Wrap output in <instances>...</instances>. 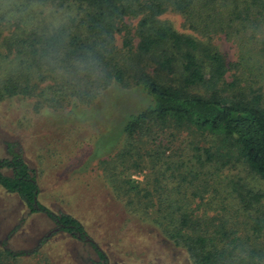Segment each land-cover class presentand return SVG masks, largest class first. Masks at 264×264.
Masks as SVG:
<instances>
[{"label":"trees","instance_id":"16d2710c","mask_svg":"<svg viewBox=\"0 0 264 264\" xmlns=\"http://www.w3.org/2000/svg\"><path fill=\"white\" fill-rule=\"evenodd\" d=\"M10 1L29 6L28 13L74 6L76 15L53 30L29 31L37 24L27 19L25 30L17 26L10 42L16 60L6 72L0 63V100L30 97V86L61 70L86 105L110 87L145 94L146 109L122 118L118 138L134 140L135 149L144 140L146 158L155 168L162 163L160 190L144 196L146 208L160 214L154 222L162 232L173 228L176 248L195 264H264V0ZM168 14L181 16L190 32L177 30ZM184 131L211 136L217 146L190 136L176 146ZM7 146L12 158L0 159V187L28 214L43 213L60 231L90 242L98 264H109L78 219L41 203L37 171L17 144ZM96 146L94 155L108 153L97 154ZM157 198L159 206L151 204Z\"/></svg>","mask_w":264,"mask_h":264},{"label":"rangeland","instance_id":"374dc122","mask_svg":"<svg viewBox=\"0 0 264 264\" xmlns=\"http://www.w3.org/2000/svg\"><path fill=\"white\" fill-rule=\"evenodd\" d=\"M28 7L0 0V63L4 61L5 72L16 60L10 42L18 25L27 27L24 19L37 24L34 28L30 25L29 31H43L57 29L76 15L74 6L40 7L29 13ZM164 19L180 32H190L181 16L168 14ZM117 37L116 44L121 48L122 36ZM222 45L234 59L232 45ZM65 77L63 70L49 73L39 88L30 86V97L22 94L0 100V159L12 158L7 143L17 144L27 164L37 171L41 203L57 215L78 219L89 240L105 252L109 264H195L185 250L176 248L173 228L162 232L160 221L153 220L160 214L155 215L153 207L146 208V193L160 190L155 178L162 172V163L155 168L157 164L146 158V151H141L144 140L141 149H135L139 144L134 140L118 138L122 118L146 109L145 94L110 87L93 99V104L86 105L83 98H78L79 89L68 86ZM189 136L203 146H217L211 136L202 140ZM189 136L181 133L176 146ZM95 146L97 154L108 153L94 155ZM18 150L16 147L15 152ZM151 204L159 206L160 202L157 198ZM57 229L45 214H28L17 195L0 187V264L99 263L90 242ZM8 250L25 255L10 256Z\"/></svg>","mask_w":264,"mask_h":264},{"label":"flooded vegetation","instance_id":"af4514ba","mask_svg":"<svg viewBox=\"0 0 264 264\" xmlns=\"http://www.w3.org/2000/svg\"><path fill=\"white\" fill-rule=\"evenodd\" d=\"M56 224H57V223H56ZM57 225H58V229L60 230V229H61V225H59V224H57ZM58 229H57V230H58Z\"/></svg>","mask_w":264,"mask_h":264}]
</instances>
